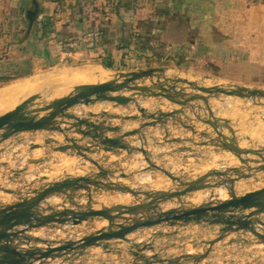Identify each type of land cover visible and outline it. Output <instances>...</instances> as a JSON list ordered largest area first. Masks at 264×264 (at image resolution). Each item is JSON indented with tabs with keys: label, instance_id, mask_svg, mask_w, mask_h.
<instances>
[{
	"label": "water",
	"instance_id": "obj_1",
	"mask_svg": "<svg viewBox=\"0 0 264 264\" xmlns=\"http://www.w3.org/2000/svg\"><path fill=\"white\" fill-rule=\"evenodd\" d=\"M99 67L113 80L101 82L102 78L99 77L94 83L70 86L66 92L44 104L28 101L0 113V145L24 134L44 131L59 133L63 136L62 141L48 137L31 149L49 147L65 154L72 151L107 175L108 172L85 153L129 152L131 146L125 142L126 138L140 134L146 127L165 125L170 119L180 124L178 117L183 109L201 101L207 117L202 120L198 117V120L209 125L215 136L202 142L192 141L191 144L209 146L210 155L229 153L239 164L183 179L152 163L145 150L137 148L148 167L163 173L173 184L172 187L145 191L133 189L119 181L101 182L96 180L97 175L86 178L66 176L61 181H47L36 189L27 183L24 186L27 189L25 197H20L16 203L0 205V264H107L110 261L118 264H203L218 248L264 246V186L243 194L237 192L241 183L247 180L264 183V178L257 176L264 173V147L241 146L231 122L214 116L210 104V99L220 101L222 96L250 99L262 104L264 89L235 84L201 86L187 79L168 78L162 68L126 72ZM188 90L192 92L188 93ZM124 93L130 95L123 96ZM135 97L141 100L162 98L179 108L169 111L157 108L148 112L136 105L139 116H125L123 119L142 122L136 129L117 137H108L103 132L119 133V127L100 128L67 113L74 106H88L98 101L117 106L136 104ZM82 127L88 131L82 130ZM75 128L74 134L81 138L67 136ZM224 130L229 135L224 134ZM191 131L196 133L193 128ZM84 138L92 140L85 147L79 145ZM177 151L191 153L193 150L183 146ZM222 163L219 162L220 165ZM19 175L20 172L16 173V176ZM122 178L126 176L122 175ZM217 189L226 190L229 198L210 197L199 203L189 200L194 193ZM83 190L87 197L85 206L74 199V195ZM0 191L16 194L4 188H0ZM93 193L127 194L133 197V202L98 204V207H94ZM54 195L64 198L61 204H49L48 200ZM64 226H70L71 230L63 238L51 240L29 234L35 230L53 229L57 233L48 237H54L58 232H63ZM77 227H88L90 230L74 234ZM154 228L156 230L152 231ZM164 228L172 231L162 232ZM142 238L143 242L136 243ZM155 242L159 244L157 249L154 248ZM167 244L173 248L184 247L185 250L173 257L162 256ZM188 249H199L200 253L186 254ZM145 252L151 254L145 256ZM127 256L131 257L130 261L126 260ZM257 257L264 258V247Z\"/></svg>",
	"mask_w": 264,
	"mask_h": 264
},
{
	"label": "rangeland",
	"instance_id": "obj_2",
	"mask_svg": "<svg viewBox=\"0 0 264 264\" xmlns=\"http://www.w3.org/2000/svg\"><path fill=\"white\" fill-rule=\"evenodd\" d=\"M207 44L208 40H206L205 46L200 47L194 54H189L186 58L179 59L177 62L167 60H128L122 62L120 59H117L114 62L110 61L109 64H112V70L126 72L162 68L168 78L187 79L197 82L201 86L235 84L248 88L264 89V69L250 64L243 66L241 63L234 64L232 61L236 60L237 56L226 58L225 54L221 52L222 49L212 48L207 46ZM18 45L17 40L4 38L0 29V48L2 50L7 49L6 53L8 49L13 51V55L8 57L11 59L9 67L7 69L0 68V76L9 75L16 78L8 84H0V90L13 84H22L30 79L42 81L47 74L60 68L73 67L84 69L93 65L103 67V65L108 63L102 62V59L98 60L97 58L99 57H89L86 49L83 48L84 57L69 58L67 56L61 57L58 54V60L54 65L45 66L46 68H42V70L33 71L27 69L28 65L21 67L22 57L16 53ZM61 48L64 51L73 49L64 45ZM59 51L61 52L60 49ZM6 53L0 57V62L5 59ZM252 57L253 55L251 54L246 55V59H251ZM239 61L241 62V60ZM17 62H19L18 65H16ZM27 73L29 74L24 76ZM67 89L68 87L56 89H51L50 87L43 88L39 92L43 101L41 104L54 99L60 93L66 92ZM187 92L191 93L192 91L188 90ZM135 100L136 104L129 103L126 106H117L114 103L106 101H98L88 106L77 105L69 109L67 113L80 119L88 120L100 128L119 127V133L103 132L108 137H117L124 132L136 129L142 122L140 120L123 119L125 116H139L136 105L146 109L148 112H152V110L157 108H165V111L179 108L162 98L141 100L135 97ZM28 101L31 100L25 99L21 104ZM261 102L262 104H259L250 99L242 100L235 97L223 96L220 101L210 99L214 116L229 120L234 128L238 143L249 148L264 147V101L262 100ZM199 107L202 109H199ZM203 108V103L199 101L194 106L183 109L178 117L180 124L176 120L170 119L165 125L156 124L155 126H149L141 130L140 134L126 138L125 142L131 146L129 152H100L96 155L85 153L89 159L97 162L103 170L107 171V175H103L92 163L75 155L72 151H68L65 154L55 152L49 147L31 149L33 146L41 144L42 140L48 137H55V139L62 141L63 136L59 133L44 131L12 138L10 141L0 145V151L2 150L0 153V188L15 191L16 194L0 191V205L16 203L20 197H25L27 189L24 186L27 183L32 184V189H36L47 181H61L66 176L70 178H86L97 175L96 180L101 182L119 181L133 189L145 191L162 190L172 187L173 184L163 173L148 167L144 156L139 151H136L137 148L145 150L152 163L163 167L166 171L179 178L192 179L208 170L218 169L217 165L220 166V164L218 162L214 163L211 160V155L208 153L210 150L209 146L199 147L191 144L192 141L202 142L206 141L208 137L215 136L214 130L209 125L198 120V117L201 120L207 117V112ZM103 113L105 115L101 116ZM191 128L196 131L195 134L191 131ZM75 130L76 128L70 130L67 136L81 138L78 134H74ZM82 130L88 131L85 127H82ZM200 134H204V136ZM224 134L229 135L227 130H224ZM174 139L179 140V142H172ZM91 142L90 138H84L79 145L85 147ZM183 146L190 147L193 151L191 153L177 151L179 147ZM64 159H69L70 163L65 164ZM18 172H20V175L16 176ZM122 175H125L126 178H122ZM257 176L263 178L262 173ZM263 186V182L247 180L241 183L237 192L243 194ZM113 194L115 193H111L110 195ZM102 195L106 194L93 193L91 195L94 207L98 205L97 199ZM225 195L226 199H228L229 194L226 190ZM210 197H219L217 190L194 193L190 195L189 200L199 203ZM51 198H54L59 203L61 196L54 195ZM128 198L126 202H133L132 196L128 195ZM74 199L75 202L82 206L87 204L86 192L84 190L78 191L74 195ZM30 234L35 237H48L54 233L41 230L39 232H31ZM59 234L54 236V238L60 236ZM259 252L260 249L258 247L251 246L239 247V245H234L228 249L218 248L215 253L210 254V260H207L203 264H264V258L259 259L257 257ZM107 264L118 263L110 261Z\"/></svg>",
	"mask_w": 264,
	"mask_h": 264
},
{
	"label": "crops",
	"instance_id": "obj_3",
	"mask_svg": "<svg viewBox=\"0 0 264 264\" xmlns=\"http://www.w3.org/2000/svg\"><path fill=\"white\" fill-rule=\"evenodd\" d=\"M55 1L0 0L2 36L17 40L19 45L16 53L22 57L21 67L28 65V70H42L54 65L58 54L69 58L84 57L83 48L89 57H92V53L104 56L105 59L101 58L103 62H114L117 59L122 62L173 61L170 58L173 49L188 46L189 54H194L208 40L207 46L222 49L226 58L237 56L232 63H241L242 66L250 64L264 69V4L253 5L245 0H118L117 10L113 11L108 7V0H65L61 9ZM57 9L61 14L55 19V24L51 25L52 32L46 33L42 41L40 22L53 15ZM137 35L146 42L148 49L143 48V53L155 54V49L158 48L161 57L145 59L134 54L136 52L118 50V40ZM72 40H75L71 43L73 49L64 51L61 46L65 43L62 44V41ZM248 54L253 57L246 59ZM12 55L13 51L8 49L5 59L0 62V68L9 67L11 59L8 57ZM183 58L186 57H181L180 60ZM18 64L19 62L16 65ZM127 95L130 93L123 96ZM62 200L61 196L56 205L61 204ZM42 230L57 233L53 229ZM70 230V226H64L57 238L67 237ZM89 230L88 227H77L74 234L87 233ZM39 231L41 230L33 232ZM171 231L168 228L162 230L166 233ZM143 240L139 239L136 243ZM158 246L155 242L154 248L157 249ZM251 247L261 249L264 246ZM165 248L162 256L173 257L185 250L184 247L173 248L171 244H167ZM194 253H200V250L186 251V254ZM143 254L148 256L151 252ZM125 258L127 261L131 260L130 256Z\"/></svg>",
	"mask_w": 264,
	"mask_h": 264
},
{
	"label": "bare ground",
	"instance_id": "obj_4",
	"mask_svg": "<svg viewBox=\"0 0 264 264\" xmlns=\"http://www.w3.org/2000/svg\"><path fill=\"white\" fill-rule=\"evenodd\" d=\"M99 77L102 78L101 82L113 80V77L110 74L101 70L99 66L93 65L85 67L84 69H76L73 67L60 68L47 74L42 81L39 79H30L23 82L24 84L19 83L7 86L0 90V110H2L0 113L19 107L21 102L25 99H30L35 104H41L43 101L42 97L39 95V92L45 87L56 89L61 87H70L81 83H94L97 82L96 80ZM161 109L165 110V108ZM240 145L244 146L243 144ZM211 160H213L214 163L223 161V165H217V168L219 169L238 165V162L229 153H222L218 155L212 154ZM64 163H70L69 159H64ZM262 177L264 178V173L262 174ZM147 179L149 180V178ZM217 194L219 198L226 199L224 189H217ZM128 199L129 198L127 194L115 193L113 195H102L97 199V203L99 205H112L118 203L123 204ZM48 202L51 205L58 204L54 198H51L48 200Z\"/></svg>",
	"mask_w": 264,
	"mask_h": 264
},
{
	"label": "trees",
	"instance_id": "obj_5",
	"mask_svg": "<svg viewBox=\"0 0 264 264\" xmlns=\"http://www.w3.org/2000/svg\"><path fill=\"white\" fill-rule=\"evenodd\" d=\"M65 0H56L55 2L57 3V7L58 8H62V4ZM108 7H110L111 10L113 11H116L117 10V7H118V0H108ZM56 19V18H55ZM54 19V14L51 15V16H47L46 20L45 21H41L40 22V27L42 29V33H43V36L41 38V40L43 41L45 38V35L46 33L48 34L50 31L52 32V24H55L56 20ZM75 40H72V41H62V44H71L72 42H74ZM144 41V42H143ZM119 44L118 47V50H128L129 52L131 53H134L136 54L138 57H142V58H156V57H161V54H159V49L156 48L155 49V54H151L149 55V53H143L142 52V49L145 48V49H148L145 44V40H142L138 35L137 36H134V37H131V38H127V39H121L120 41L118 40L117 41ZM134 43V44H133ZM136 43V44H135ZM7 49L5 50H2L0 48V57H2V55H4L6 53ZM92 57H99V59L101 58H104V56L100 57V56H97V53L94 54L92 53ZM189 55V47L188 46H184L182 48H179V49H173L172 51V60L173 61H178L181 57H186ZM98 59V58H97ZM105 59V58H104ZM109 59V58H108ZM103 62V60H102ZM106 63V62H105ZM112 64L109 62L105 65H103V67L105 68H109L111 69ZM29 73L27 74H24V76H27ZM16 78L15 77H12V76H0V84H8L10 83L11 81L15 80Z\"/></svg>",
	"mask_w": 264,
	"mask_h": 264
},
{
	"label": "built area",
	"instance_id": "obj_6",
	"mask_svg": "<svg viewBox=\"0 0 264 264\" xmlns=\"http://www.w3.org/2000/svg\"><path fill=\"white\" fill-rule=\"evenodd\" d=\"M245 1L248 2L249 4H253V5H255V4H264V0H245ZM60 14H61V11L59 9H57L55 11V13H54V19L59 17ZM64 46L71 48V47H73V44H65ZM217 198H219V197H217Z\"/></svg>",
	"mask_w": 264,
	"mask_h": 264
}]
</instances>
